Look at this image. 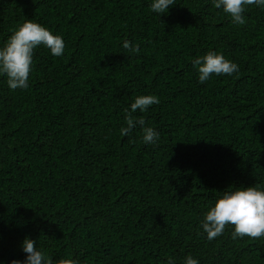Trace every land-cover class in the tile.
<instances>
[{
    "label": "trees",
    "instance_id": "trees-1",
    "mask_svg": "<svg viewBox=\"0 0 264 264\" xmlns=\"http://www.w3.org/2000/svg\"><path fill=\"white\" fill-rule=\"evenodd\" d=\"M0 0V47L32 20L63 37L34 50L27 89L0 76V260H23L27 236L52 264H264V237L209 241L200 222L235 187L264 188V10L234 25L211 0ZM127 40L138 46L132 53ZM209 51L239 66L204 84ZM131 114L160 134L127 136Z\"/></svg>",
    "mask_w": 264,
    "mask_h": 264
},
{
    "label": "clouds",
    "instance_id": "clouds-1",
    "mask_svg": "<svg viewBox=\"0 0 264 264\" xmlns=\"http://www.w3.org/2000/svg\"><path fill=\"white\" fill-rule=\"evenodd\" d=\"M214 8L223 11L231 18L234 25L246 23L244 13L248 6H255L264 10V0H211ZM175 5V0H151L150 10L157 14L166 15ZM39 46L48 49L53 57H61L65 51L63 37L53 34L45 26L28 19L8 38L3 47H0V76L6 77L10 90L27 89L29 77L33 67L34 50ZM124 49L137 53L138 46L125 40ZM192 66L198 74V83L204 84L213 75L232 76L238 74L239 66L225 58L222 53L209 51L205 55L197 56L192 60ZM155 95L136 96L130 104L126 126L120 129L122 136H127L138 124L142 128V142L145 145H155L159 139L158 131L145 126L143 119H132L131 114L139 111L146 112L152 105L159 104ZM226 225L232 226V238L264 237V188L258 186L235 187V190L223 191V194L208 207L200 222L203 233L209 241L223 234ZM36 242L25 237L21 242L24 259L12 260L9 264H52V258L46 256L35 246ZM0 264H5L0 260ZM62 264H78L75 260H66ZM165 264H175L173 257L168 256ZM183 264H199L198 259L191 254L183 258Z\"/></svg>",
    "mask_w": 264,
    "mask_h": 264
}]
</instances>
